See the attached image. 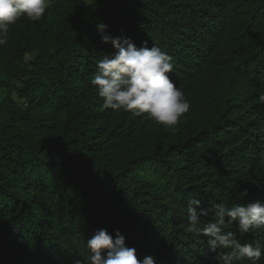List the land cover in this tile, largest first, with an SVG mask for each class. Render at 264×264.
I'll use <instances>...</instances> for the list:
<instances>
[{
  "label": "trees",
  "instance_id": "16d2710c",
  "mask_svg": "<svg viewBox=\"0 0 264 264\" xmlns=\"http://www.w3.org/2000/svg\"><path fill=\"white\" fill-rule=\"evenodd\" d=\"M91 4L51 0L0 46V264H85L101 228L139 259L219 264L186 231L187 204L264 200V0ZM99 24L172 57L191 104L178 125L103 107L91 79L116 50ZM239 238L264 244V230Z\"/></svg>",
  "mask_w": 264,
  "mask_h": 264
},
{
  "label": "clouds",
  "instance_id": "9594fccd",
  "mask_svg": "<svg viewBox=\"0 0 264 264\" xmlns=\"http://www.w3.org/2000/svg\"><path fill=\"white\" fill-rule=\"evenodd\" d=\"M50 7L51 0H0V46L7 43L10 28L19 20L38 22ZM106 28L105 24L97 27L101 41L111 44L116 51L97 61L91 79L103 107L135 116L147 114L158 124L174 128L191 104L169 75L174 67L172 57L158 46L138 47L131 37H113ZM247 194L245 189L238 194L239 199L243 201ZM201 203L200 199L189 198L186 231L207 237L209 249L217 253L215 259L219 264H235L241 260L259 264L264 259V244L242 243L239 238L252 230H264V200L231 205L220 202L208 209L202 208ZM205 217L211 218L205 220ZM231 225L236 226V231L227 230ZM86 249L85 264H156L152 256L139 259L136 249L126 244L119 230L115 236L107 229L95 230L86 240Z\"/></svg>",
  "mask_w": 264,
  "mask_h": 264
},
{
  "label": "rangeland",
  "instance_id": "374dc122",
  "mask_svg": "<svg viewBox=\"0 0 264 264\" xmlns=\"http://www.w3.org/2000/svg\"><path fill=\"white\" fill-rule=\"evenodd\" d=\"M88 2V7H87V12L86 15L89 16V14L91 13L92 7H91V2L92 0H86Z\"/></svg>",
  "mask_w": 264,
  "mask_h": 264
}]
</instances>
